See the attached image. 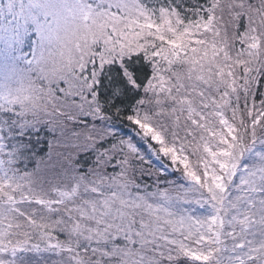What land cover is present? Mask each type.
<instances>
[{
    "label": "snow or ice",
    "instance_id": "1",
    "mask_svg": "<svg viewBox=\"0 0 264 264\" xmlns=\"http://www.w3.org/2000/svg\"><path fill=\"white\" fill-rule=\"evenodd\" d=\"M0 104V264H264V0H0Z\"/></svg>",
    "mask_w": 264,
    "mask_h": 264
},
{
    "label": "trees",
    "instance_id": "2",
    "mask_svg": "<svg viewBox=\"0 0 264 264\" xmlns=\"http://www.w3.org/2000/svg\"><path fill=\"white\" fill-rule=\"evenodd\" d=\"M15 124H16L15 117H11V119H9V116L0 115V136H3L5 139H10L13 133L9 129ZM29 138L37 139V137L34 135V130L32 132H28L25 135V139H29ZM39 139L42 142V146L46 148L47 145L45 142L47 140V137L44 136L43 132L40 133Z\"/></svg>",
    "mask_w": 264,
    "mask_h": 264
},
{
    "label": "rangeland",
    "instance_id": "3",
    "mask_svg": "<svg viewBox=\"0 0 264 264\" xmlns=\"http://www.w3.org/2000/svg\"><path fill=\"white\" fill-rule=\"evenodd\" d=\"M0 108H2V104H0ZM9 115H11V114H9ZM11 117H14V116H11Z\"/></svg>",
    "mask_w": 264,
    "mask_h": 264
}]
</instances>
